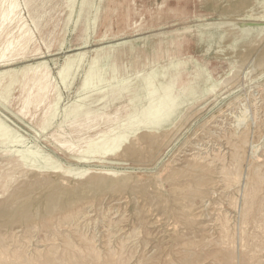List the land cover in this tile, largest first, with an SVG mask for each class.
I'll list each match as a JSON object with an SVG mask.
<instances>
[{
  "label": "rangeland",
  "instance_id": "rangeland-1",
  "mask_svg": "<svg viewBox=\"0 0 264 264\" xmlns=\"http://www.w3.org/2000/svg\"><path fill=\"white\" fill-rule=\"evenodd\" d=\"M16 2L0 30L15 47L0 70L18 71L0 87V264H264V0ZM110 44L118 71L96 51ZM40 61L55 94L22 110L21 69ZM172 99L167 123L106 156Z\"/></svg>",
  "mask_w": 264,
  "mask_h": 264
},
{
  "label": "bare ground",
  "instance_id": "bare-ground-1",
  "mask_svg": "<svg viewBox=\"0 0 264 264\" xmlns=\"http://www.w3.org/2000/svg\"><path fill=\"white\" fill-rule=\"evenodd\" d=\"M20 1V0H19ZM23 3V1H22ZM258 3V2H257ZM23 5V4H22ZM262 5V4H261ZM17 9H18V4L16 2V0H8L7 5L0 11V30L9 28V26L15 21V18L17 16ZM260 18V17H259ZM259 18H255L257 19L256 21H258ZM250 19V18H249ZM239 20V19H238ZM253 20V19H252ZM260 20V19H259ZM262 20V18H261ZM263 21H264V17H263ZM222 23V22H221ZM237 23V22H236ZM235 23V24H236ZM239 23V21H238ZM223 24V23H222ZM228 24L231 25V22H229ZM245 24V23H244ZM264 24V23H263ZM232 29V27H230ZM234 25V24H233ZM240 25V23H239ZM221 26V24H220ZM245 26V25H244ZM252 26V25H251ZM263 26V25H261ZM235 27V25H234ZM238 27V25H237ZM248 27V26H247ZM246 27V28H247ZM239 29V28H238ZM249 30V28H247ZM224 30V29H223ZM237 30V29H236ZM244 30V29H243ZM261 30V29H260ZM230 31V29H229ZM232 32V30H231ZM245 32V31H244ZM250 32V31H249ZM236 33V31L234 32ZM248 33V31H247ZM238 34V33H236ZM240 34V33H239ZM262 34V33H261ZM264 34V33H263ZM227 35V34H226ZM233 35V32L232 34ZM241 35V34H240ZM248 35V34H247ZM253 34H251L252 36ZM258 35V34H257ZM27 31L26 30H22L21 34H20V38L21 40H28L27 37ZM223 37V36H222ZM242 37V36H241ZM255 37H259V36H255ZM202 38V37H201ZM224 38V37H223ZM263 38V37H262ZM264 39V38H263ZM262 40V39H261ZM264 40H262L263 42ZM6 45L1 49L0 51V67H4V66H8L10 65L9 63H6V61H8V56L10 53H12L14 51V42L7 40L6 41ZM255 42V41H254ZM261 42V41H259ZM262 44V43H261ZM254 46V45H251ZM256 46V44H255ZM117 47V44H110L107 46H101L100 48L96 49V51L99 52H109L110 53L108 55L112 54V51L114 52L115 48ZM235 51V50H234ZM222 52V51H221ZM236 52V51H235ZM218 53V51H217ZM85 55V52H78L72 56H68L65 60V64L62 66L61 70L59 71V74L62 75L63 79L66 78L65 73L68 72L71 68H72V64H73V57H77L79 56L80 58H82ZM107 54L105 56H108ZM104 56V57H105ZM111 57L113 58V56L111 55ZM106 58V57H105ZM114 61L111 64V67L113 68L114 71H118L119 67L117 65V63L115 62L116 59L113 58ZM47 62L46 61H40L36 64H28L27 66L23 67L21 69V73L22 76H24V83L22 84V91H25L26 94L24 96H22V100H23V106H22V110L27 109L28 107H30V105L32 104H36V107L45 99L47 98L50 94H55V88L52 85V83L50 82V72L47 69L46 66ZM94 64H96V60H94ZM105 66V65H104ZM92 68V67H91ZM90 68V69H91ZM18 72L17 70H15V68L13 67H8L5 69L0 70V87H2L4 89V94H9V92L11 91V86L14 83V80L11 81H7L4 82V80L6 79V77H8L9 79H13ZM92 73V69L89 70L85 81H84V85L87 83V81L89 80L90 76ZM60 77V76H59ZM58 78V77H57ZM61 78V77H60ZM178 81V80H177ZM58 83V82H57ZM173 84H175V81L170 80L168 82V88H170L171 86H173ZM59 85V84H58ZM187 86H190L189 92L192 94H196L199 93V91L201 90L200 85L197 83H192V84H187ZM121 90L115 92L113 94V100L119 99L123 94H127V92H129V87L126 85H123V87ZM100 90V89H99ZM137 94V93H135ZM5 96V95H4ZM138 98V96H137ZM5 101H8L7 97H4ZM133 100H135V98H132ZM165 102V101H164ZM163 104V103H162ZM179 106V101L176 100H171L169 102L168 105H166L165 107H161L162 109L159 108L158 105H153L150 106L149 108L145 109L142 113V118L135 122V124L130 125L129 127L126 126L124 128V130L122 132H120L118 135L114 136L113 138H110V141L106 144V146H103L101 149L103 150V152L105 154H107L106 156H108V154H113L117 153L119 150L123 149V147H126L125 145L127 144L129 138H130V134H136L137 131L139 129H141L142 127H148V128H160L162 127L165 123H167L169 121V119L172 117V115L177 111V107ZM57 108V107H56ZM48 112L45 113L46 118L43 120V122L48 120L47 117ZM80 116H88L89 115V111H86L85 113H81L79 114ZM139 118V117H138ZM0 125L1 121H0ZM7 126V125H6ZM4 127L0 126V131L3 129ZM147 132V131H146ZM152 133V132H151ZM107 133H105L102 137H105ZM147 135V134H146ZM152 135V134H150ZM168 135V134H167ZM164 137V135H163ZM168 137V136H167ZM106 138V137H105ZM138 138V137H137ZM141 138L143 139L144 137L141 136ZM147 138V137H146ZM160 138V137H159ZM141 139V140H142ZM163 139V138H162ZM145 140V139H144ZM160 140V139H159ZM157 139V142L159 141ZM139 141V140H138ZM95 142V140H90L89 142V148H92L93 143ZM21 143V142H19ZM144 143V141H143ZM146 143V142H145ZM130 144V143H129ZM162 144V143H161ZM20 145V144H19ZM155 145V144H154ZM132 146V145H131ZM158 147V146H156ZM18 148V147H17ZM88 148V149H89ZM127 148V147H126ZM155 148V147H154ZM158 149V148H157ZM8 150V149H7ZM17 151V150H16ZM88 151V150H87ZM123 151V150H122ZM130 152V151H129ZM127 153V151H126ZM87 156V155H86ZM99 156V155H97ZM103 157V155H102ZM101 157V158H102ZM105 157V156H104ZM193 159V158H192ZM78 160V159H77ZM196 161V160H195ZM194 161V162H195ZM203 161V160H202ZM205 165V164H204ZM62 167V166H59ZM50 168V167H49ZM97 168V167H96ZM112 169V168H111ZM26 170V169H24ZM82 170V169H81ZM89 169H85L84 172L88 171ZM116 170V169H115ZM167 170V169H166ZM119 171V170H118ZM58 172V171H57ZM109 174H115L116 171H108ZM19 173V172H18ZM94 174V173H93ZM105 175V174H104ZM103 175V177H104ZM24 177V176H23ZM97 177V176H96ZM119 177V176H118ZM61 178V177H60ZM118 179V178H117ZM205 180V179H204ZM159 183V182H158ZM204 183V181H203ZM118 185L123 186L125 185V181L120 180L118 183ZM121 190V189H120ZM199 193V192H198ZM197 211H195L194 213L196 214ZM9 213V212H8ZM193 214V211L191 212ZM194 214V215H195ZM199 214V213H198ZM15 217V216H14ZM176 228V227H175ZM1 253V252H0ZM3 255V254H2ZM20 255V254H19ZM6 255L4 254V257ZM32 262V261H30ZM37 263V262H36Z\"/></svg>",
  "mask_w": 264,
  "mask_h": 264
}]
</instances>
